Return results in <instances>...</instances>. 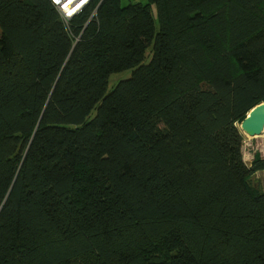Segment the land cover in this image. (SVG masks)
<instances>
[{
	"label": "trees",
	"instance_id": "obj_1",
	"mask_svg": "<svg viewBox=\"0 0 264 264\" xmlns=\"http://www.w3.org/2000/svg\"><path fill=\"white\" fill-rule=\"evenodd\" d=\"M263 103L264 0H0V264H264Z\"/></svg>",
	"mask_w": 264,
	"mask_h": 264
},
{
	"label": "rangeland",
	"instance_id": "obj_2",
	"mask_svg": "<svg viewBox=\"0 0 264 264\" xmlns=\"http://www.w3.org/2000/svg\"><path fill=\"white\" fill-rule=\"evenodd\" d=\"M121 6L125 7L127 6L129 3H139L142 5H146L148 3V0H120ZM151 15L154 19V24L156 27V10L154 7H152L151 9ZM150 59V54H149V50H147L146 55H145V60L143 62V64H147L148 61ZM131 75V71H127L124 73H120V74H115L112 75L109 78L108 81V86H107V92L111 91V89L120 81L126 80L130 77ZM94 112L91 114L90 118L92 119L94 117ZM259 152L257 149H255L254 147H247L246 149H243V160L246 164H249L250 161L254 158V157H261L264 158V153L259 152V154H252L253 152ZM258 157V158H259ZM252 184L255 188H257L260 191H264V173H257L252 177Z\"/></svg>",
	"mask_w": 264,
	"mask_h": 264
},
{
	"label": "water",
	"instance_id": "obj_3",
	"mask_svg": "<svg viewBox=\"0 0 264 264\" xmlns=\"http://www.w3.org/2000/svg\"><path fill=\"white\" fill-rule=\"evenodd\" d=\"M240 131L250 147H259L264 141V103L253 108L242 124Z\"/></svg>",
	"mask_w": 264,
	"mask_h": 264
},
{
	"label": "built area",
	"instance_id": "obj_4",
	"mask_svg": "<svg viewBox=\"0 0 264 264\" xmlns=\"http://www.w3.org/2000/svg\"><path fill=\"white\" fill-rule=\"evenodd\" d=\"M49 4L55 9L60 20L65 27L68 28L69 22L74 16L82 12V10L92 0H47Z\"/></svg>",
	"mask_w": 264,
	"mask_h": 264
},
{
	"label": "bare ground",
	"instance_id": "obj_5",
	"mask_svg": "<svg viewBox=\"0 0 264 264\" xmlns=\"http://www.w3.org/2000/svg\"><path fill=\"white\" fill-rule=\"evenodd\" d=\"M247 147L250 148V146L248 145L247 139L245 138V140L243 142V149H246ZM255 149H257L259 152L264 153V141H263L262 145H260L259 147H255Z\"/></svg>",
	"mask_w": 264,
	"mask_h": 264
}]
</instances>
